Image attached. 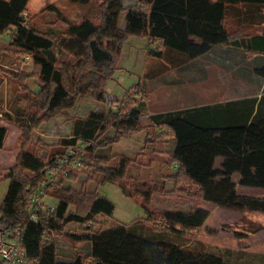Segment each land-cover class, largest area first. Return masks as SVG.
<instances>
[{"label":"trees","instance_id":"trees-1","mask_svg":"<svg viewBox=\"0 0 264 264\" xmlns=\"http://www.w3.org/2000/svg\"><path fill=\"white\" fill-rule=\"evenodd\" d=\"M72 1L84 4L91 0ZM28 3L0 0V34L9 33L8 49L24 53L34 66L31 72L15 74L22 94L1 116L17 125L21 134L15 163L0 174V184L10 180L0 206V227L20 230L14 238L36 264H238L224 253L187 245V231L205 224L208 209H165L159 224L151 202L154 194L165 193L164 183L171 180L176 188L168 194L179 192L225 208L264 213V196L238 190V185L264 188V114L260 108L255 111L257 99L153 113L143 124L148 97L135 99L140 83L120 101L108 99L107 87L131 36L148 37L156 43L148 50L151 57L161 58L173 50L195 62L226 46L264 61V24L256 33H231L226 26L231 9L240 4L260 7L264 0H103L95 15L79 21L50 4L47 10L67 24L65 30L33 23ZM122 13H126L125 28L119 25ZM68 56L74 60H66ZM256 73L264 77V65ZM33 79L41 86L31 88ZM87 94L107 107L76 116L70 134L59 140L62 150L57 155L49 158L27 149L35 133L74 109ZM151 128L170 136L166 164L173 171L162 181L127 178L136 159L112 148ZM7 134L8 128L0 125V149ZM149 138L154 140L152 132L144 141ZM81 166L100 174V186L120 182L124 194L141 196L147 219L106 228L98 217L112 216L115 203L99 190L73 185L81 176L73 170ZM87 177V173L81 176L83 181ZM42 188L55 201L47 204L43 198L34 220L32 199ZM73 223L80 226L79 232L67 230ZM56 234L90 243L91 249L87 256L80 249L64 253ZM0 264L6 263L0 260Z\"/></svg>","mask_w":264,"mask_h":264},{"label":"rangeland","instance_id":"rangeland-1","mask_svg":"<svg viewBox=\"0 0 264 264\" xmlns=\"http://www.w3.org/2000/svg\"><path fill=\"white\" fill-rule=\"evenodd\" d=\"M102 1L91 0L83 4L72 0H32L28 7V14L32 17V22L41 28L55 25L58 29L65 30L67 24L57 20V16L47 10V6L52 3L57 4L68 18L79 21L84 16L95 15ZM263 22V5L256 7L240 4L229 11L226 26L231 33H239L242 30L256 33L261 30ZM119 25L122 28L126 27V13L121 14ZM155 45L156 43L154 44L148 37H129L119 59V68L107 87L108 99L120 101L123 100V95L129 89L140 83L137 87L140 95H136L135 99H147L148 97L143 124L148 123L146 119L153 113L191 107L195 102L222 101L228 99V96L234 95V90H230L227 85L230 71L215 64L217 53L224 52L228 47L218 48L216 52L208 53L192 62L180 52L173 50H167L161 58L151 57L148 50ZM9 46V33L0 34V119H3L2 113L11 110L19 95L22 94L15 74L18 71L31 72L34 67L31 58H28L24 53L9 50ZM66 60L74 59L68 56ZM29 85L31 88H37L41 86V82L38 79H33ZM106 107V104L96 102L90 94L83 96L74 109L64 112L35 133L27 149L52 158L62 150L59 140L62 136L70 134L73 119L76 116H86L93 109H106ZM156 131L152 128L145 129L133 138L122 140L113 146V152L120 150L136 159L129 169L127 178L134 175L149 181H162V178L173 171L166 164L168 155L165 150H168L172 145V141H169L170 136L165 132ZM151 132L154 135V140L149 138L148 141H144L146 135L150 136ZM162 133L165 136L161 135ZM14 141V139L11 141L10 138L7 142L5 152L11 156V160L9 161L8 158L6 164L0 167V174H5L16 161L20 146L19 137L16 147L13 145ZM143 147L149 148L146 150ZM143 151L146 152L140 154ZM3 152H0V156L3 155ZM148 165L150 167H147ZM73 171L78 176L86 173L90 175V178L87 177L84 181L80 176L79 179L73 181V185L79 188L84 186L88 191L99 190L102 195L115 203V211L112 216L100 215L98 217L106 228L147 219L145 200L141 196L133 198L124 194L120 182H106L100 186L101 176L91 167L81 166ZM234 178L238 180L239 174H235ZM131 181L134 182V180ZM9 184V179L1 181L0 206ZM175 188L173 181L166 180L164 183L165 193L154 194L151 205L155 221H159V224L162 222L161 212L165 209L188 210L196 206L203 207L210 211V215L202 227L187 231L189 247L211 250L217 254L224 253L238 264L252 262L253 264H264V213L225 208L179 192L168 194ZM192 188L195 190L194 187ZM238 190L248 195L264 196V188L261 187L238 185ZM44 199L47 204L55 201L49 196ZM68 229L76 233L80 231V226L73 223L67 227ZM56 237L60 242V250L64 253L80 249L84 256H87L89 247L86 242L73 241L67 235L56 234Z\"/></svg>","mask_w":264,"mask_h":264},{"label":"crops","instance_id":"crops-1","mask_svg":"<svg viewBox=\"0 0 264 264\" xmlns=\"http://www.w3.org/2000/svg\"><path fill=\"white\" fill-rule=\"evenodd\" d=\"M32 0H29L28 7H30V3ZM264 6V5H263ZM264 24V22L262 23ZM217 60L215 62L218 67L222 69H227L230 71V76L228 77L227 85L230 90H234V95L228 96L229 98L222 101L212 102V103H197L194 106H202L207 104H216L222 103L231 100H247L256 98V107L255 111L259 108L264 114V77L259 76L256 73V69L264 65V61L262 59L259 61L256 59V54L250 53L248 51L242 50H233L228 49L224 52L217 53ZM0 125L6 126L8 128V134L5 141L4 148L0 149V152H3V155L0 156V167L6 164V160L9 158L11 160V156H8L5 152L7 149V142L11 138V141L14 139V146H17L18 137L21 134V129L7 122L4 119H0ZM11 134H13L11 136ZM9 187V186H8ZM7 193V192H6ZM6 195V194H5ZM5 196L2 199L4 200ZM1 202V201H0ZM87 247H89V251L91 249L90 243H87ZM68 253L71 251H67Z\"/></svg>","mask_w":264,"mask_h":264},{"label":"built area","instance_id":"built-area-1","mask_svg":"<svg viewBox=\"0 0 264 264\" xmlns=\"http://www.w3.org/2000/svg\"><path fill=\"white\" fill-rule=\"evenodd\" d=\"M46 197L45 189L42 188L36 196L33 197L34 203L31 217L32 219H38L36 211L40 208L39 203ZM17 234H20V230H12L10 228L0 227V260H3L6 264H36V262L30 259L26 250L16 240Z\"/></svg>","mask_w":264,"mask_h":264}]
</instances>
